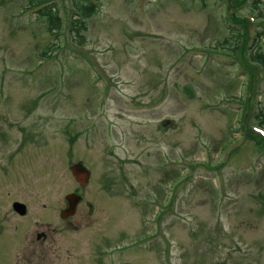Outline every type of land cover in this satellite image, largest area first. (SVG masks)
I'll use <instances>...</instances> for the list:
<instances>
[{
	"label": "rangeland",
	"instance_id": "1",
	"mask_svg": "<svg viewBox=\"0 0 264 264\" xmlns=\"http://www.w3.org/2000/svg\"><path fill=\"white\" fill-rule=\"evenodd\" d=\"M30 1L0 0V207L59 202L82 163L109 236L101 209L60 230L78 245L62 264H264V65L247 58L264 0H95L81 43L71 0H50L57 33ZM90 231L121 247L88 258Z\"/></svg>",
	"mask_w": 264,
	"mask_h": 264
},
{
	"label": "flooded vegetation",
	"instance_id": "2",
	"mask_svg": "<svg viewBox=\"0 0 264 264\" xmlns=\"http://www.w3.org/2000/svg\"><path fill=\"white\" fill-rule=\"evenodd\" d=\"M86 188V186L82 185L74 187L73 192L66 194L57 203L43 202L42 210L40 209L39 212L32 210V201V203L30 201L29 203L19 198H14L6 209L7 199L11 197L5 199L3 205L0 207V235H12V248L14 247L16 249L14 264H62L65 253L70 257L69 253L72 247L77 248L78 245H59L57 233L60 230L77 232L82 229L91 228L99 220L95 214L100 209L102 213L101 219L107 220L104 225L105 230L103 235L105 237L109 236L106 229L112 215V208L106 206L107 203L105 201H99L97 198L96 201L93 198H91L92 200L87 198L83 194ZM69 195L74 196L69 197ZM18 203L24 205V212L16 208V204ZM48 212H53L54 215L52 217L46 216ZM80 212H83L84 215L83 213L81 215ZM90 232H88V237L94 246L88 258L99 260L98 258L103 257L109 248L114 250L115 248L118 249V247H121L118 245H108L105 251H102L99 245L100 235L96 232ZM100 261L101 263L105 262V260ZM71 262L73 264L76 263ZM71 262L68 264H72ZM109 262L111 263L112 260Z\"/></svg>",
	"mask_w": 264,
	"mask_h": 264
},
{
	"label": "trees",
	"instance_id": "3",
	"mask_svg": "<svg viewBox=\"0 0 264 264\" xmlns=\"http://www.w3.org/2000/svg\"><path fill=\"white\" fill-rule=\"evenodd\" d=\"M47 1L50 0H31L30 3L32 6L43 5L38 9L37 12L43 17H45L46 20L48 21V29L50 31H54L55 33H57L62 26L59 9H57L56 6L57 4L55 1L54 2L50 1L49 3L45 4ZM241 1L243 0H237V5H239ZM257 1L262 2L263 0H255V3ZM71 2H72L73 11L70 17V23H71L70 30L72 33H74V36L80 37L79 42L81 43L82 40L84 39V34H82V32L87 28L85 19L90 18L93 14L97 13L98 5L95 2V0H71ZM233 17L237 19L236 21H243V22L245 21V19H242L241 17H235V16ZM261 35L262 34H258V36L254 39V46L257 47L254 51L251 52V54H249V57H247L250 60L248 62H250L251 64L257 62L264 65V57L263 54L260 52V44L258 43L260 41ZM253 83H254L253 80H251L250 83L251 86ZM261 115H264V111L261 112ZM258 119L259 121H261L260 125L264 126L263 125L264 120L260 115L258 116ZM250 131L251 134L255 133L252 129Z\"/></svg>",
	"mask_w": 264,
	"mask_h": 264
},
{
	"label": "water",
	"instance_id": "4",
	"mask_svg": "<svg viewBox=\"0 0 264 264\" xmlns=\"http://www.w3.org/2000/svg\"><path fill=\"white\" fill-rule=\"evenodd\" d=\"M71 170L76 177V179L82 184L86 185L89 182L90 179V170L82 163H76L71 166ZM74 196V195H69V197ZM16 208L18 210H21L24 212V205L18 203L16 204Z\"/></svg>",
	"mask_w": 264,
	"mask_h": 264
}]
</instances>
